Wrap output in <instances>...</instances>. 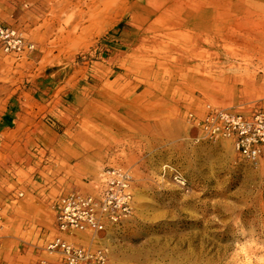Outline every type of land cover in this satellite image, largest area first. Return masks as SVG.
<instances>
[{
  "label": "rangeland",
  "instance_id": "1",
  "mask_svg": "<svg viewBox=\"0 0 264 264\" xmlns=\"http://www.w3.org/2000/svg\"><path fill=\"white\" fill-rule=\"evenodd\" d=\"M0 24L34 46L0 50V264L50 259L55 202L109 169L134 212L81 243L110 264H264V159L193 125L264 108V0H0Z\"/></svg>",
  "mask_w": 264,
  "mask_h": 264
},
{
  "label": "built area",
  "instance_id": "2",
  "mask_svg": "<svg viewBox=\"0 0 264 264\" xmlns=\"http://www.w3.org/2000/svg\"><path fill=\"white\" fill-rule=\"evenodd\" d=\"M34 46L12 26L0 24V50L24 56ZM201 136L232 141L237 154L250 162L264 159V108L251 114L208 106L202 117H194ZM175 179L185 184L181 175ZM94 192H70L54 204L57 233L46 246L50 259L40 264H110L107 250L83 245L82 235L99 236L130 218L135 209L134 180L124 170L104 171L91 182Z\"/></svg>",
  "mask_w": 264,
  "mask_h": 264
},
{
  "label": "crops",
  "instance_id": "3",
  "mask_svg": "<svg viewBox=\"0 0 264 264\" xmlns=\"http://www.w3.org/2000/svg\"><path fill=\"white\" fill-rule=\"evenodd\" d=\"M66 146H68V145H66ZM64 162L67 163V165H69V167L74 168V174L70 178V180H73V182H76V181L79 182L81 180L82 181L87 180V178L89 177L88 175L92 174L94 172V169H95L93 157H91V159H88L86 157H81V158H78L77 160L66 159V161H64ZM68 170H71V169L68 168ZM62 176H65V175H62ZM87 185L91 186L89 184H87ZM77 190H79L83 193L91 192V191L94 192V189L92 187L81 186V187H77Z\"/></svg>",
  "mask_w": 264,
  "mask_h": 264
}]
</instances>
